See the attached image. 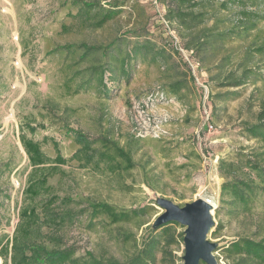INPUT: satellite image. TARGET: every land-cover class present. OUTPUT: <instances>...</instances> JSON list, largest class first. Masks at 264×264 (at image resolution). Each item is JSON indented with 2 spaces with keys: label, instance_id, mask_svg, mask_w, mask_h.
Wrapping results in <instances>:
<instances>
[{
  "label": "rangeland",
  "instance_id": "obj_1",
  "mask_svg": "<svg viewBox=\"0 0 264 264\" xmlns=\"http://www.w3.org/2000/svg\"><path fill=\"white\" fill-rule=\"evenodd\" d=\"M95 1L107 5L114 0ZM119 1L126 2L124 13L103 29L93 31L73 26L67 15L68 0H0V239L12 238L20 209L30 203L23 196L31 168L20 142L21 125H43L45 129L35 135L24 133L39 142L53 138L60 153L69 158L77 146L66 135V125L92 138L117 140L132 150L137 168L118 176L79 169L76 163H70L50 177L56 195L105 202L120 210L154 209L131 224L108 227L104 223L89 229L83 220L59 231L65 246L76 249L77 257L92 253L97 258L114 257L125 263L134 254L135 244L125 245L116 236L130 233L140 243L162 213L157 199L166 198L179 205L194 201L200 194L215 205L213 231L218 228V234L213 237L211 232L209 239L218 244V263L231 264L224 254L231 242L264 238V201L260 198L248 213L238 214L222 206L221 188L226 179L220 174L219 162L249 156L263 147L248 137L246 127L257 123L264 103V76L262 81L241 89L239 98L216 100L213 108L211 96L228 89L214 86L206 68L201 69L183 48L175 26L162 23L166 7L161 1ZM257 10L263 13L264 5ZM69 25V32L62 31ZM139 35L171 54L170 63L139 61L133 64L131 79L118 84L109 83L107 74L109 98L95 90L76 96L66 94L62 67L68 58L64 54L50 56L53 49L80 43L107 45L124 36L130 43ZM253 44L264 46V25L246 41L227 47L242 55ZM257 62L264 74V57ZM88 65L82 64L81 69ZM180 79L186 87L175 97L167 88ZM43 151L50 158L56 156L50 142L43 145ZM236 176L246 179L248 174L244 171ZM45 232L52 234L49 229ZM183 252L184 245L176 248L179 258ZM0 264H4L1 257Z\"/></svg>",
  "mask_w": 264,
  "mask_h": 264
},
{
  "label": "trees",
  "instance_id": "obj_2",
  "mask_svg": "<svg viewBox=\"0 0 264 264\" xmlns=\"http://www.w3.org/2000/svg\"><path fill=\"white\" fill-rule=\"evenodd\" d=\"M68 1L70 10L67 15L72 19L73 26L81 30L103 29L120 17L126 7V2L119 0L107 5L95 0ZM160 1L166 7L162 23L167 27L175 26L183 48L197 60L201 69L206 68L209 81L219 89H228L211 96L213 108L216 100L233 101L241 96V89L263 80L264 74L260 62H257L264 57L263 45L257 46L255 43L242 55L227 46L246 41L264 25V12L257 10L264 5V0ZM70 30V25L62 27L64 32ZM128 39L124 36L107 45L80 43L53 49L50 56L64 54L68 58L62 67L66 94L76 96L95 90L103 98H109L108 82H128L133 64L139 61L153 64L163 61L169 64L173 58L166 50L157 49L151 40L142 39L140 35L136 36L135 42L128 43ZM103 60L106 62L102 63ZM85 63L89 65L81 69ZM185 87L183 80H173L167 90L169 94L178 97ZM64 128L66 135L72 137L77 146L69 158L60 153L59 144L53 138L45 137L39 142L24 133L28 131L35 135L39 129H45L43 125H21L20 142L31 168L23 196L30 203L20 209L12 238L0 239V257L4 264H122L114 257L97 258L92 253L77 257L76 249L66 247L63 236L57 233L83 220L89 229L104 223L108 227L131 224L154 210L149 207L120 210L105 202L61 198L56 195L50 185V177L70 163H76L79 169H92L98 173L118 176L128 175L137 168L132 150L117 140L107 136L92 138L66 125ZM246 132L249 138L258 141L263 147L249 156L242 155L237 160L219 162L220 174L226 179L221 188V205L228 206L238 214L250 212L260 198L264 201V103L257 116V123L248 125ZM49 142L56 151L54 158L48 157L43 151V145ZM244 171L248 174L246 179L236 176ZM146 185L155 191L148 181ZM37 201L42 202L40 206L34 205ZM45 229L51 230L52 234L46 233ZM179 229L183 227L178 223H167L157 229L151 225L140 243L130 233L119 234L116 236L118 242L135 244L134 254L123 264L182 262V257L179 258L175 253L176 248L184 245V231ZM217 229L212 231L213 237L218 234ZM224 254L231 264H264V238L260 241L249 238L233 241L224 249Z\"/></svg>",
  "mask_w": 264,
  "mask_h": 264
},
{
  "label": "water",
  "instance_id": "obj_3",
  "mask_svg": "<svg viewBox=\"0 0 264 264\" xmlns=\"http://www.w3.org/2000/svg\"><path fill=\"white\" fill-rule=\"evenodd\" d=\"M156 204L162 213L153 224L157 229L167 223H178L184 228V255L182 264H219L215 256L218 244L209 239L215 227L214 207L203 197L183 206L166 198H159Z\"/></svg>",
  "mask_w": 264,
  "mask_h": 264
},
{
  "label": "bare ground",
  "instance_id": "obj_4",
  "mask_svg": "<svg viewBox=\"0 0 264 264\" xmlns=\"http://www.w3.org/2000/svg\"><path fill=\"white\" fill-rule=\"evenodd\" d=\"M196 197H202V195H197ZM210 203L213 205V207L215 208V205L213 204V202L210 201ZM217 203V202H216ZM216 211V210H215Z\"/></svg>",
  "mask_w": 264,
  "mask_h": 264
}]
</instances>
